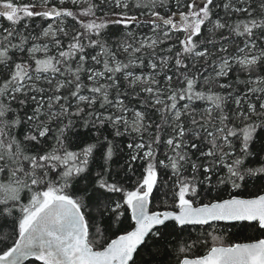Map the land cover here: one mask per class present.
<instances>
[{
  "label": "snow or ice",
  "instance_id": "obj_1",
  "mask_svg": "<svg viewBox=\"0 0 264 264\" xmlns=\"http://www.w3.org/2000/svg\"><path fill=\"white\" fill-rule=\"evenodd\" d=\"M0 264H264V0H0Z\"/></svg>",
  "mask_w": 264,
  "mask_h": 264
}]
</instances>
